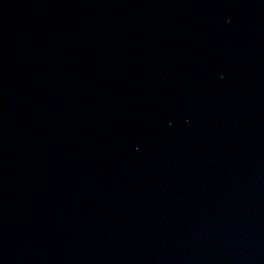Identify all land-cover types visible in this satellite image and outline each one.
Listing matches in <instances>:
<instances>
[{
	"label": "water",
	"instance_id": "95a60500",
	"mask_svg": "<svg viewBox=\"0 0 264 264\" xmlns=\"http://www.w3.org/2000/svg\"><path fill=\"white\" fill-rule=\"evenodd\" d=\"M0 264H264V0H0Z\"/></svg>",
	"mask_w": 264,
	"mask_h": 264
}]
</instances>
